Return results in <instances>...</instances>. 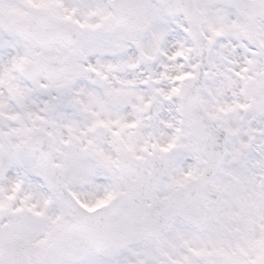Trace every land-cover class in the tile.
<instances>
[{
    "label": "clouds",
    "instance_id": "clouds-1",
    "mask_svg": "<svg viewBox=\"0 0 264 264\" xmlns=\"http://www.w3.org/2000/svg\"><path fill=\"white\" fill-rule=\"evenodd\" d=\"M233 2L240 7L229 15L223 9ZM58 3L53 13L75 8L73 20L93 27L59 25L60 35L34 44L31 54L27 41L0 30V41L11 42L0 47V73L8 71L0 82V165L12 152L33 165L45 158L73 210V194L91 203L113 185L100 153L118 162L116 175L122 169L152 173L161 189L190 171L196 179L186 182L187 190L227 184L239 194L264 187V86L257 83L264 82V15L248 31L231 27L248 23L244 13L252 0ZM83 3L113 18L87 15ZM20 58L23 70L13 66ZM45 174L18 168L0 178V187L19 178V198L32 193L55 200ZM171 235L165 229L161 239ZM146 244L156 242L136 250Z\"/></svg>",
    "mask_w": 264,
    "mask_h": 264
},
{
    "label": "snow or ice",
    "instance_id": "snow-or-ice-1",
    "mask_svg": "<svg viewBox=\"0 0 264 264\" xmlns=\"http://www.w3.org/2000/svg\"><path fill=\"white\" fill-rule=\"evenodd\" d=\"M82 6L88 9L87 15H99L103 21L113 18L98 6L94 10L87 3ZM58 7H62L58 0H23L22 4L0 0V30L27 41L26 54H31L34 44L43 45L60 35L56 31L59 25L93 27L73 20L75 8H65L62 16L53 13ZM239 7L233 2L223 10L235 15ZM244 15L246 25L231 27L248 31L254 18L264 15V0H252ZM223 19L218 15L217 23ZM143 23L139 16L138 25ZM219 34L213 29V35ZM10 46V41H0V47ZM259 46L264 49V40ZM25 62L20 58L13 66L23 70ZM7 78V70L0 73V82ZM257 83L264 86V82ZM99 155L105 170L113 173V185L91 203L73 194L78 206L73 210L64 201L53 174L47 172L45 158L33 165L16 152L9 154L6 165H0V178L18 168L44 169L55 200L32 193L19 198L23 182L19 178L8 188L0 187V264H264V187L245 188L239 194L230 192L227 184L187 190L186 182L196 179L190 171L163 183L161 189V181L152 173L122 169L116 175L118 162ZM135 159L142 161L143 157ZM161 190L167 193L162 198ZM165 229L172 235L161 239ZM149 240L156 242L155 247L146 244L136 250L138 244Z\"/></svg>",
    "mask_w": 264,
    "mask_h": 264
}]
</instances>
